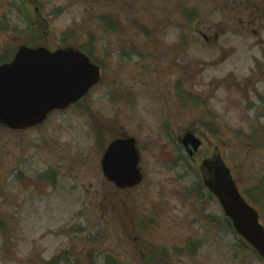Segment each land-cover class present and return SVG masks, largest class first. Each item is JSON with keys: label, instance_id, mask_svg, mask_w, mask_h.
<instances>
[{"label": "rangeland", "instance_id": "obj_1", "mask_svg": "<svg viewBox=\"0 0 264 264\" xmlns=\"http://www.w3.org/2000/svg\"><path fill=\"white\" fill-rule=\"evenodd\" d=\"M216 1L0 0V57L90 43L105 69L45 127L0 129V264H264L207 219L223 213L206 190L188 193L219 155L264 222V11L239 15V29ZM187 130L203 141L192 165L179 161ZM123 135L144 174L128 192L101 169Z\"/></svg>", "mask_w": 264, "mask_h": 264}, {"label": "water", "instance_id": "obj_2", "mask_svg": "<svg viewBox=\"0 0 264 264\" xmlns=\"http://www.w3.org/2000/svg\"><path fill=\"white\" fill-rule=\"evenodd\" d=\"M40 60H46L45 64L41 65ZM99 77V69L78 52L50 54L22 48L14 63L0 68V123L11 130L41 123L50 111L65 109L79 101ZM184 144L195 150L200 145L192 136H187ZM138 164L135 141L119 140L105 155L103 170L117 187L131 188L143 179ZM208 186L238 234L264 258V228L259 214L241 198L229 170L217 166L216 178Z\"/></svg>", "mask_w": 264, "mask_h": 264}, {"label": "flooded vegetation", "instance_id": "obj_3", "mask_svg": "<svg viewBox=\"0 0 264 264\" xmlns=\"http://www.w3.org/2000/svg\"><path fill=\"white\" fill-rule=\"evenodd\" d=\"M253 6V4L249 0H226L225 6H223L224 9L228 10V13L231 16H239L242 11L248 10ZM263 5H259L255 7V10L262 9ZM240 24H242L241 21H239Z\"/></svg>", "mask_w": 264, "mask_h": 264}, {"label": "trees", "instance_id": "obj_4", "mask_svg": "<svg viewBox=\"0 0 264 264\" xmlns=\"http://www.w3.org/2000/svg\"><path fill=\"white\" fill-rule=\"evenodd\" d=\"M263 218H264V215H263ZM226 223H227V226H228L230 229H232L231 224H230V222H228V220H226Z\"/></svg>", "mask_w": 264, "mask_h": 264}]
</instances>
